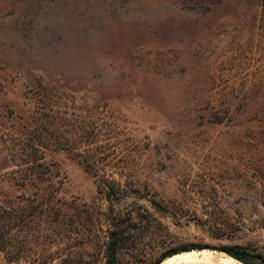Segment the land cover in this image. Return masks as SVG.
I'll return each instance as SVG.
<instances>
[{
  "label": "rangeland",
  "instance_id": "rangeland-1",
  "mask_svg": "<svg viewBox=\"0 0 264 264\" xmlns=\"http://www.w3.org/2000/svg\"><path fill=\"white\" fill-rule=\"evenodd\" d=\"M115 238L264 264V0H0V264Z\"/></svg>",
  "mask_w": 264,
  "mask_h": 264
},
{
  "label": "bare ground",
  "instance_id": "bare-ground-1",
  "mask_svg": "<svg viewBox=\"0 0 264 264\" xmlns=\"http://www.w3.org/2000/svg\"><path fill=\"white\" fill-rule=\"evenodd\" d=\"M178 263H183V264H242V263L236 262V260L234 261V259H231L229 256L224 255L223 253L219 251H205V250L199 251L198 254L185 256L179 259Z\"/></svg>",
  "mask_w": 264,
  "mask_h": 264
},
{
  "label": "trees",
  "instance_id": "trees-1",
  "mask_svg": "<svg viewBox=\"0 0 264 264\" xmlns=\"http://www.w3.org/2000/svg\"><path fill=\"white\" fill-rule=\"evenodd\" d=\"M93 160H92V158L90 156H88L87 158H85V160H83V162L85 164V167L87 169H89V171H90V169H94L95 161H93ZM92 173H93V176L95 177V181L97 182V188L102 187L104 185V183H105V180H104L105 178H103V179H102V177L98 178V177H96L97 176V173L96 172H92ZM106 181L112 182V181H115V180H106ZM116 242H117V240L115 238V239L111 240L109 242V244H108V250H109V254H110V256H109L110 257L109 258V264H114L113 253L115 251L116 246L118 245V242L117 243ZM177 251L178 250H173L172 252H170V254L177 253ZM161 259H159L158 261H160Z\"/></svg>",
  "mask_w": 264,
  "mask_h": 264
}]
</instances>
